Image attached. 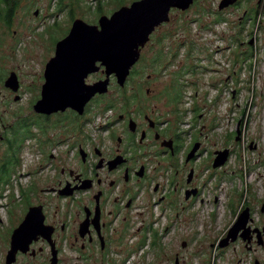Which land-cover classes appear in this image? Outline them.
<instances>
[{"label": "rangeland", "instance_id": "rangeland-1", "mask_svg": "<svg viewBox=\"0 0 264 264\" xmlns=\"http://www.w3.org/2000/svg\"><path fill=\"white\" fill-rule=\"evenodd\" d=\"M135 1L140 0H22L10 26L7 4L0 2V69L15 72L26 83L37 80L56 43L70 35L72 20L98 25L100 17ZM218 2L197 0L186 10L171 9L169 20L155 28L141 50L125 85L112 76L108 92L94 96L84 113L78 112L86 132L100 123L106 105L123 106L127 99L134 117L138 111L166 108V99L180 91L178 113L188 133L184 146L200 143L194 162V186L202 187L198 202L177 213L176 205L171 210L166 200L163 213L161 207L152 211L154 218L145 213L144 228L131 244V249L141 247L122 264H264V5L243 0L242 7L218 15ZM95 78L105 80L106 75ZM64 118L73 120L70 114L53 120L52 133L73 128ZM224 150L229 158L215 169V152ZM34 154L26 144L22 171ZM27 182L20 175L11 180L13 185ZM173 199L178 201L179 194ZM245 207L249 216L242 221ZM240 221L245 228L235 240L234 232L228 237Z\"/></svg>", "mask_w": 264, "mask_h": 264}, {"label": "flooded vegetation", "instance_id": "flooded-vegetation-1", "mask_svg": "<svg viewBox=\"0 0 264 264\" xmlns=\"http://www.w3.org/2000/svg\"><path fill=\"white\" fill-rule=\"evenodd\" d=\"M218 1V15L246 4L236 0L220 9L223 0ZM58 43L37 80L26 83L0 69V264H122L141 247L131 249V244L144 228L145 213L150 217L158 207L163 213L166 200L177 213L198 202L202 187L194 186V162L200 153L189 155L199 142L184 146L188 133L178 113L180 91L166 99V108L138 111L134 117L127 99L123 106L106 105L100 123L86 132L83 116L72 108L37 112L48 92L74 86L64 77L77 68L73 59L52 75ZM99 71L90 73L85 84L105 77L104 67ZM73 75L77 80L76 71ZM66 114L73 117L64 118L73 128L52 133V121ZM26 144L35 154L22 171ZM16 175L28 182L13 185ZM176 194L180 199L174 202ZM141 207L144 211H138Z\"/></svg>", "mask_w": 264, "mask_h": 264}, {"label": "water", "instance_id": "water-1", "mask_svg": "<svg viewBox=\"0 0 264 264\" xmlns=\"http://www.w3.org/2000/svg\"><path fill=\"white\" fill-rule=\"evenodd\" d=\"M235 1L223 0L220 9L228 7ZM193 3L194 0H140L133 2L131 6L120 7L110 17H100L98 25H89L81 19H76L70 35L57 44L56 57L52 60V65L56 66L52 70V75L55 77V69L65 64L67 58L68 61L75 60L73 64L78 69L69 68L67 74H64L66 81L72 82L74 86L70 87L72 86L70 85V88L60 93L48 92L35 110L52 114L72 108L83 114L87 102L97 94L102 95L108 92L112 76L117 79L120 86L125 85L133 66L140 60L141 50L148 43L155 28L169 20L170 10L172 8L186 10ZM102 67H104L106 79L93 85H86L87 76L98 72ZM74 71L77 72V80L74 79ZM237 134L240 135V132L238 131ZM199 147L200 144L196 143L189 159L195 157ZM215 155L213 167L218 168L228 160L229 151H217ZM262 212H264V205ZM246 215L249 216L248 210L243 213L241 220L247 218ZM243 227L245 228V223L240 221L238 228L236 225L228 237L234 232L235 240L237 232ZM242 237L246 239L244 235ZM259 239L262 243L260 234ZM227 241L228 238L220 245L224 247ZM183 245L185 246L186 243Z\"/></svg>", "mask_w": 264, "mask_h": 264}, {"label": "trees", "instance_id": "trees-1", "mask_svg": "<svg viewBox=\"0 0 264 264\" xmlns=\"http://www.w3.org/2000/svg\"><path fill=\"white\" fill-rule=\"evenodd\" d=\"M4 1L7 4V9H6V13H7V18L9 20L8 26H10V24L12 23V19L14 18V15L17 11V8L20 5V1L22 0H0V2ZM3 6L0 5V9H2ZM247 209V207L244 208V210Z\"/></svg>", "mask_w": 264, "mask_h": 264}, {"label": "bare ground", "instance_id": "bare-ground-1", "mask_svg": "<svg viewBox=\"0 0 264 264\" xmlns=\"http://www.w3.org/2000/svg\"><path fill=\"white\" fill-rule=\"evenodd\" d=\"M172 9H175V8H172ZM197 152H198V151H197ZM197 152H196V154H195V155H197ZM246 210H248V212L250 211V209H249V208H247ZM246 210H245V211H246ZM245 211H244V212H245ZM244 212H243V213H244Z\"/></svg>", "mask_w": 264, "mask_h": 264}]
</instances>
